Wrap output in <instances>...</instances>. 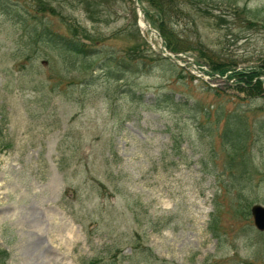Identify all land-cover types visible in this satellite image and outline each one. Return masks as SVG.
Segmentation results:
<instances>
[{"label":"rangeland","instance_id":"obj_1","mask_svg":"<svg viewBox=\"0 0 264 264\" xmlns=\"http://www.w3.org/2000/svg\"><path fill=\"white\" fill-rule=\"evenodd\" d=\"M175 1L169 26L190 47L180 64L159 54L162 33L141 26L147 2L140 15L134 0H0L8 264H264L250 211L264 204V96L211 76L205 59L252 69L264 56V0ZM62 16L93 39L87 64L36 34L44 24L68 34ZM117 67L121 79L108 73Z\"/></svg>","mask_w":264,"mask_h":264},{"label":"trees","instance_id":"obj_2","mask_svg":"<svg viewBox=\"0 0 264 264\" xmlns=\"http://www.w3.org/2000/svg\"><path fill=\"white\" fill-rule=\"evenodd\" d=\"M145 2H147L150 8L148 10L147 18L152 23V25L162 33V35L166 39L167 48L175 53L190 50V47H188L187 44L186 46H184V42L179 39V35L177 34V32L169 26L171 9L175 8L176 1L140 0L141 4ZM101 4L102 0H99L97 6H100ZM39 8L46 10V6L42 4L39 5ZM94 13L92 12L91 15H93ZM62 17L64 24L67 25V29L69 31L68 34L52 29L49 24H44L43 26L41 25L36 28V34L39 38H43L42 40L44 42L52 46L55 50H58L60 53L70 54L75 59L82 57L83 61L87 64V62L89 61L86 60H89V57L93 56V54H95L97 51V48L94 46L95 44L91 42L93 41V39L89 36L88 30L82 27L79 22L76 23V21L71 19L70 17ZM97 41H99V39ZM203 55L204 54H202L201 56L203 57ZM206 55L208 57L206 56L207 58L205 59L207 60L209 58L211 60V62L209 63L211 68V76H215L216 73L227 75L229 80H234L233 82L236 90L239 93L245 94L247 97L264 96V79L262 78V76H264V56L258 58L257 63L252 69L244 68L242 70H238L236 68H230L226 63L219 62L218 60L212 58L211 54ZM142 57L143 56H141V58L139 59L140 62H137V64L132 62L129 63V65L132 67H136L137 69L138 67H140V65L144 64V60H142ZM111 59H115L116 61L114 63H117L120 66L124 65L125 63H123L121 59L117 60L114 56H111V58L107 61L109 62ZM122 70L123 69L121 67H117L116 70H109L108 73L111 76L113 74H116L115 77L121 79L122 77L120 75L122 74ZM217 92H220L219 89H217ZM164 95H167L168 97L169 94L165 93ZM173 98L175 97L171 96L170 100H172ZM159 102H161V100L159 99V97H156L155 102L148 103L146 105L149 108H152L153 106L159 104ZM236 113L232 115L233 118L236 116ZM240 128V121H230L225 132V138L228 143L232 142L234 144L238 141L236 136L240 133ZM227 132H229L228 138ZM173 139V147L180 148V140L178 139V136H174ZM210 230L212 232L216 231L213 225L210 227ZM8 258L9 253L5 249L0 248V264H7ZM124 258L126 259L127 257ZM88 264H96V261L91 260L88 262Z\"/></svg>","mask_w":264,"mask_h":264},{"label":"water","instance_id":"obj_3","mask_svg":"<svg viewBox=\"0 0 264 264\" xmlns=\"http://www.w3.org/2000/svg\"><path fill=\"white\" fill-rule=\"evenodd\" d=\"M134 3H135V6L136 8H138L140 10V3H139V0H134ZM141 21L146 23L148 28L155 34L159 35V32L154 28L152 27V25L148 22V20L145 18V17H142L141 18ZM163 38V37H162ZM161 48L164 47V43H161L160 45ZM160 53L163 55V56H166V57H169L170 59H172L173 61H176V59L170 55H168L165 51L161 50ZM251 213L254 217V222H255V226L261 230V231H264V205L262 204H254L251 208Z\"/></svg>","mask_w":264,"mask_h":264},{"label":"bare ground","instance_id":"obj_4","mask_svg":"<svg viewBox=\"0 0 264 264\" xmlns=\"http://www.w3.org/2000/svg\"><path fill=\"white\" fill-rule=\"evenodd\" d=\"M141 23L143 24V27H146V26H147L146 23H144V22H142V21H141ZM42 218H43V217H41L40 215H37V216H36V219L38 220L37 222H39V221H43ZM69 226H70V225H69ZM69 226H68V227H69ZM68 230L71 231V228L69 227ZM45 236H46V235H45ZM43 238H44L43 234H40L37 238H35L34 244L37 246V248L42 247V245H43ZM44 244H45V242H44ZM43 247L45 248V246H43Z\"/></svg>","mask_w":264,"mask_h":264}]
</instances>
